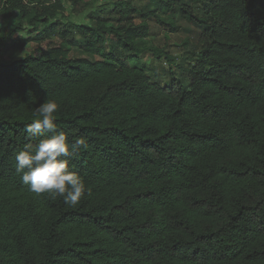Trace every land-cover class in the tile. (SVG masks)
Masks as SVG:
<instances>
[{
  "label": "trees",
  "instance_id": "obj_1",
  "mask_svg": "<svg viewBox=\"0 0 264 264\" xmlns=\"http://www.w3.org/2000/svg\"><path fill=\"white\" fill-rule=\"evenodd\" d=\"M197 1L130 8L139 24L96 18L82 43L62 30L59 45L6 62L7 47L36 40L16 34L45 39L65 4L98 0H0V264H264V0H202L201 16ZM160 11L201 29L187 83H155L115 53L140 56L149 19L175 33ZM108 43L110 61L96 60ZM47 99L69 143L89 145L69 157L90 193L74 207L15 170Z\"/></svg>",
  "mask_w": 264,
  "mask_h": 264
},
{
  "label": "rangeland",
  "instance_id": "obj_2",
  "mask_svg": "<svg viewBox=\"0 0 264 264\" xmlns=\"http://www.w3.org/2000/svg\"><path fill=\"white\" fill-rule=\"evenodd\" d=\"M128 4V7L116 4ZM191 9L198 16H201L202 12V0H198L196 3L190 4ZM130 8L136 9L141 12L158 11L160 4L158 0H98V2L89 8L79 6L76 9H72L69 4H65L63 16L59 19V23L50 21L52 24H58L50 31L48 29V37L45 39L42 35L31 33H18L14 36L15 39H25L28 36H32L33 39L40 40L29 43L22 50H14L7 47V51L4 61L12 62L23 59L24 57L34 53L38 47L45 49L48 44L59 45L62 41L61 31L65 30L68 41L74 40L78 43L83 42V35L80 29H85L87 26L93 24V20L96 18L109 20L111 24L116 25V20L124 15L126 17H132L134 24H139L140 20L137 15L131 14ZM161 16L165 20H173L178 30L175 33H169L164 31L153 19L148 20L149 36L139 41L144 52L137 57H132L126 53H121L120 50H116L119 60L124 61L126 65L130 67L142 68L151 81L167 85L173 79L180 81L181 83H187L188 72L192 67L196 56L200 52V44L198 41V35L201 29L192 22L187 21L179 12L174 14H162ZM1 26H5V23L0 21ZM47 35V34H46ZM110 44L105 45L103 51H99L95 59L98 61H110L108 56L110 54ZM71 58L81 57L82 52L77 46H73L69 54Z\"/></svg>",
  "mask_w": 264,
  "mask_h": 264
},
{
  "label": "clouds",
  "instance_id": "obj_3",
  "mask_svg": "<svg viewBox=\"0 0 264 264\" xmlns=\"http://www.w3.org/2000/svg\"><path fill=\"white\" fill-rule=\"evenodd\" d=\"M58 104L47 99L36 106L37 117L26 126L35 143H26L15 154V170L21 182L37 195L63 198L68 206H76L90 194L83 178L69 167V157L89 147L87 138L74 136L71 143L55 124Z\"/></svg>",
  "mask_w": 264,
  "mask_h": 264
},
{
  "label": "crops",
  "instance_id": "obj_4",
  "mask_svg": "<svg viewBox=\"0 0 264 264\" xmlns=\"http://www.w3.org/2000/svg\"><path fill=\"white\" fill-rule=\"evenodd\" d=\"M47 36V35H46ZM45 37V36H44Z\"/></svg>",
  "mask_w": 264,
  "mask_h": 264
}]
</instances>
